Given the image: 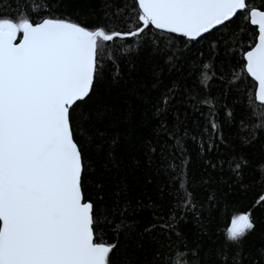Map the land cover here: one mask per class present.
Here are the masks:
<instances>
[{"label":"trees","instance_id":"obj_1","mask_svg":"<svg viewBox=\"0 0 264 264\" xmlns=\"http://www.w3.org/2000/svg\"><path fill=\"white\" fill-rule=\"evenodd\" d=\"M35 6L0 0V16L138 27L133 0ZM256 34L238 15L198 41L150 29L106 50L73 124L97 239L115 245L110 264H264V115L242 59ZM250 210L254 229L228 243L232 216Z\"/></svg>","mask_w":264,"mask_h":264},{"label":"snow or ice","instance_id":"obj_2","mask_svg":"<svg viewBox=\"0 0 264 264\" xmlns=\"http://www.w3.org/2000/svg\"><path fill=\"white\" fill-rule=\"evenodd\" d=\"M133 3L138 27L128 31L55 16L34 20L24 11L0 16V264H110L115 245L94 230L73 116L90 98L106 50L120 40L155 29L198 41L241 16L258 30L242 59L258 83L250 102L264 115V10L254 0ZM254 227L250 210L234 214L226 232L235 237Z\"/></svg>","mask_w":264,"mask_h":264},{"label":"clouds","instance_id":"obj_3","mask_svg":"<svg viewBox=\"0 0 264 264\" xmlns=\"http://www.w3.org/2000/svg\"><path fill=\"white\" fill-rule=\"evenodd\" d=\"M246 235H247V232L233 237L230 234H228L227 232H225V240L228 243L238 244Z\"/></svg>","mask_w":264,"mask_h":264},{"label":"water","instance_id":"obj_4","mask_svg":"<svg viewBox=\"0 0 264 264\" xmlns=\"http://www.w3.org/2000/svg\"><path fill=\"white\" fill-rule=\"evenodd\" d=\"M226 23H228V22H226ZM219 27H221V26H219ZM218 27V28H219ZM252 27H254L255 28V26H252ZM155 30V29H154ZM157 31V30H156ZM213 31V30H212ZM211 31V32H212ZM256 32L258 33V30H256ZM166 34H169V33H166ZM171 35H175V36H179V35H177V34H171ZM206 35V34H205ZM180 37V36H179ZM128 39H131V38H128ZM186 40H188L187 38H185ZM245 61V60H244ZM245 64H246V61H245ZM246 71V70H245ZM250 79H251V77H249ZM252 80V79H251ZM253 81V80H252ZM255 84H256V89H255V92L258 90V83L257 82H255V81H253ZM257 104H258V102H257Z\"/></svg>","mask_w":264,"mask_h":264}]
</instances>
